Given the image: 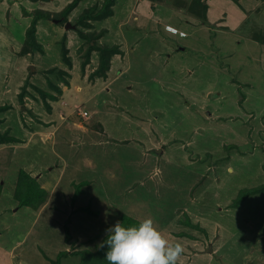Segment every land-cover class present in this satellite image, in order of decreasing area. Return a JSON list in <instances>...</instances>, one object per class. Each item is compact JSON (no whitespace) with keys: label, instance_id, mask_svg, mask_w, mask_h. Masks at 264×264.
<instances>
[{"label":"rangeland","instance_id":"obj_1","mask_svg":"<svg viewBox=\"0 0 264 264\" xmlns=\"http://www.w3.org/2000/svg\"><path fill=\"white\" fill-rule=\"evenodd\" d=\"M111 1L0 0V23L10 31L5 35L0 28L7 40L0 38V133L30 142L32 132H38L27 150L18 139L0 138V241L8 250L20 243L14 255L35 250V259L28 256L34 264H51L64 253L62 264H80L79 253L95 254L109 235L107 229L117 221L123 224V217L139 222L151 218L170 242L183 245L179 264H264V189L234 206L241 192L264 188V53L256 41L264 40V10L250 16L221 46L218 27L236 16L233 10H220L219 3L210 11L205 0H114L109 5ZM145 1L161 13L150 26L137 19ZM71 3L77 7L67 11ZM107 6L111 17L90 20ZM37 9L52 19L38 24L41 50L21 56L32 22L24 10ZM204 10L207 16L214 10L212 18L220 19L209 29ZM172 14L169 34L163 27L160 32V23ZM191 17L202 23L203 31L174 28L176 21L181 26ZM68 23L75 29H66ZM200 32L206 41H199ZM251 35L256 36L248 42L253 49H241L236 37L246 43ZM97 43L118 46L127 55L111 63L107 82L92 78L100 54L89 56ZM181 45L210 48L216 65L198 61L179 50ZM50 80L62 88L69 83L68 95L62 97L69 103L67 111L103 106L100 116L113 148H107L100 162L114 167L117 179L98 182L93 192L91 184L72 183V173L82 168L80 154L68 157L76 155L68 147L73 130L67 123L56 134L46 127L53 116L47 120L50 101L39 91L58 93ZM115 161L119 168L112 165ZM22 170L47 189L37 210L21 206L15 197ZM72 220L71 235L81 244H68ZM1 255L4 264L6 256Z\"/></svg>","mask_w":264,"mask_h":264},{"label":"crops","instance_id":"obj_2","mask_svg":"<svg viewBox=\"0 0 264 264\" xmlns=\"http://www.w3.org/2000/svg\"><path fill=\"white\" fill-rule=\"evenodd\" d=\"M205 1L208 3V5L210 7L209 8L210 11L214 7H216L217 3H219L221 5L220 10H223V12L226 10H233V14H234V16H236L234 21L233 20L229 21V20H227V18H225L224 26L218 27V28H220L218 30V32L221 34L219 37V43L221 46H225L224 39H227L228 43L230 42V38L228 36L232 35V33L235 34L236 31H238L240 28H242L246 24V22L248 21L250 16H254V14L259 13L258 11L264 10V0H205ZM140 6H141L140 7L141 13L137 17V19L139 21V25H147V24L151 25L153 22L156 23L157 20L160 19L159 16L161 15V13L159 11H157L159 9V7L156 8L155 11L153 12L152 11L153 5H151L148 1L141 3ZM213 11L208 14V16H209L208 22L210 25L208 26V28L206 27L207 29H209L211 25L218 23L217 21H220V19L218 17H215L214 19L212 18V15L215 14ZM173 15L174 14H172L169 17L167 22L160 23L161 25L159 27V31L160 30L163 31V29H162V27H163L164 30H166V32H167L168 28L166 29V27L173 26V24H172ZM155 18H157V20ZM222 18H223V16H222ZM171 20H172V22H171ZM176 23L178 24L177 21H176ZM177 24L174 28L180 29L183 27V31H185V29H189V28H194L197 32H199V30L200 31L204 30V29H201L204 27L200 28V25L202 23L199 24V21L195 17L194 18L191 17L189 19H186L182 23L183 26L182 25L180 26L179 24L178 25ZM204 26H206V24H204ZM1 27L4 28V26L0 23V28ZM197 27H199V30L197 29ZM4 30H5V35H8L7 33H9L10 31L6 30L5 28H4ZM149 31L152 32V29H150ZM160 32H158V33H160ZM158 33H154L155 36L159 37L160 35H158ZM255 37L256 36L251 35V37L249 39H246V43H242L241 41H239L240 39L238 37H236V41L238 40L237 42H239V47H241V49L246 47L249 50V49H253V46L248 45V42L251 40H256ZM0 38H1V40L4 39L3 36L2 37L0 36ZM8 38L11 39V41H15L11 38L10 35L8 36ZM181 38L182 37L179 36L180 40H181ZM200 39H201V40H199L200 42L206 41L205 37H202L201 32H200ZM3 41L7 42V40H3ZM256 41H258L260 43V46L262 48V53H264V42H263L264 40L263 41L256 40ZM166 42H167V40H166ZM197 44H199V42ZM181 46L182 47L179 50L184 51L187 54L191 53V55L194 58H196L198 61L200 60V58H203V63L206 62V64L210 65L211 67H214L216 65V62L214 61L213 51L210 48L207 49V48H204V47L198 45L195 47V49L188 50L189 49L188 46H183V45H181ZM199 47H201L202 49H200ZM121 51L123 54L122 55L121 54L116 55L112 61L113 63L115 60H118L119 57L122 58V57L127 56L126 54L124 55V51L122 49H121ZM203 53L206 54L207 56L206 57L203 56L204 55ZM158 54H160V53H158ZM6 55H8V54L6 53ZM167 55H168V57H171V53L168 52ZM109 72L107 73L108 76L106 78H101V79H106V82L109 81L110 80L109 79L110 78ZM130 90H132L131 87H129V91ZM60 91H61L60 93L52 92L53 96H55L56 99L51 100V98H50V100H49L50 106H47V108L50 111V114H49L50 116L47 117V120L50 117H52V116L53 117H52V119L48 120L47 122L45 121L47 124L50 123L46 127H48L47 129H49L50 132H54V134H56L58 132L59 128L62 126V124L67 123L66 126L69 127L68 130H73L72 134L69 135L70 139H68V142H69L68 147L74 149L76 151V155L68 153V157H70V155L78 156V154H80V159L82 161V168L80 169L79 173H75V172L72 173V176H73L72 183L81 182V184L83 183L84 185L85 184H91L90 187H88V189L93 192V187L100 185L98 182H100V181L104 182L105 179L109 180V178L110 179L112 178V180H113V178L117 179V176L114 172V167H112L111 169L104 168V166L100 162V158H102V160L106 159V157H104V156H107V148L108 149L113 148L112 142L109 141L110 138H109V135L107 133V128H105L104 120L101 119L102 116H100L101 112H102L101 109L103 108V106L98 104L97 106H95L96 110L94 109L91 112L88 110H83V111L77 110V113H74L73 109L71 111L68 109V111H67L66 108L67 107L69 108V103L67 101H65L64 99H62V97L65 96V94L68 95V86H65L64 88L60 87ZM101 91H104V89ZM54 103L57 104L56 107H53ZM58 107H60V109ZM62 108H64L65 110ZM83 112L88 113V116L86 118L81 116V114ZM106 113L108 114V112H106ZM111 114H115V112H113ZM108 115H110V114H108ZM113 117H115V116H113ZM93 118H95V119L93 120ZM81 121H83V122H81ZM46 123H45V125H47ZM58 124H60V125H58ZM31 130H33V129H31ZM37 133L38 132L34 131V132H32V135L29 134L30 138H32V140L30 139V142H28V139L26 140V139H22V138H19V139L16 138L19 141L16 143H18L19 145H22L21 146L22 150H27L30 147V145L33 143V141L35 139H37V135H35ZM39 133H41V132H39ZM25 146H28V147H25ZM10 150L11 149H9V151ZM143 152L144 151L142 150L141 153H143ZM73 160L76 161V159H73ZM112 165L118 166V168H119L121 164L119 165V163H117V161H115V162H113ZM70 168L71 167L68 165V170ZM77 168L78 167L76 164V167L74 168V170H77ZM30 175L32 176V174H30ZM103 175H104V177H103ZM34 178H36V177H34ZM118 179H120V176L118 177ZM45 190L47 191V189H45ZM74 199H76V196H74ZM81 210H84V208H77V211H81ZM72 222L74 225L75 220H72L68 223V232L71 236L70 239H68V244L72 241L74 242V244L75 243L81 244L78 239H75L71 235L72 233L70 231V228L72 227L71 226ZM0 239H1V237H0ZM4 246H6V245H4V241H2V242L0 241V255L4 254L6 256L4 264L6 262H8L9 264H34L35 263L28 257L29 253H31V256L35 259L34 254L38 255V253L35 252V250L33 251V253L23 250L21 253L18 252V254L14 255V253H15L14 251L21 249L22 245H20V243L13 245L9 250ZM75 246H77V245H75ZM37 247H39V246H37ZM76 250H79V249H76ZM26 252H28V254H25ZM1 257H2V255L0 256V264L3 263L1 260ZM46 258H48V257H46Z\"/></svg>","mask_w":264,"mask_h":264},{"label":"trees","instance_id":"obj_3","mask_svg":"<svg viewBox=\"0 0 264 264\" xmlns=\"http://www.w3.org/2000/svg\"><path fill=\"white\" fill-rule=\"evenodd\" d=\"M29 1L40 2V3L47 2V0H29ZM111 3L109 5H113L114 0H112ZM71 4L68 6L67 11H71L77 7V3H74L72 5ZM108 6L104 9L102 8L100 10V12H98L96 14H91L90 20H96V22H97V21H102V20H105V19L111 17L113 12H112V9L107 10ZM24 11H25L26 15L28 14L29 17H32V22L26 30L25 39H24L23 45L21 47L20 55L21 56H29L31 54H35L37 51L41 50V48H42L41 45L37 42V31H38L37 27H38L39 22L41 20H50V19H52V16L49 13H46L42 9H37L34 11V13H30L31 11H27V10H24ZM203 20H204V23H207V21H208V16H207L206 10H204ZM99 40H100V38L98 39V41ZM97 46L99 48L92 50V52H90V56H89V59H90L93 55V52H97V55L100 54V56H99L100 64H99L97 71H95V73L92 75V78H94V79L95 78H106L107 73L110 71L111 63H112V60L114 59V57L118 54L122 55L123 53H122L120 47H118V46H114V47H109V46H105V45L99 46L98 43H97ZM71 67H72V65H71ZM51 71H53L54 73L56 72V70H51ZM49 83H50L52 89H54L58 93L61 92L60 87H58V85L54 84L52 80H50ZM29 85H30L29 83H26L24 85V89H23L24 95H25L24 90H26V88L29 87ZM67 85L69 86L68 82H67ZM35 89H36V87H35ZM39 92H40L42 98L44 99V101H47V100L49 101L50 98H51V100L56 99L55 96L51 95L52 93L51 94L47 93L45 90L39 91ZM46 104H47V106H49L48 103H46ZM4 137H8V135L5 134L4 136L3 135L1 136V133H0V138L3 141H5ZM6 139H8V141L9 140L10 141L16 140L13 137H10V138L8 137ZM8 141H6V142H8ZM17 142H19V141L17 140ZM263 189L264 188L253 189L250 191L241 192L239 197H237L235 199L234 206L237 208L240 207L242 202H244L248 197L262 193ZM15 197H16V199L20 200L21 206H25V207L27 206V207H31V208H34L37 210L39 208L40 204L44 203V201L47 197V191L40 186V183L37 181L36 178L32 177L29 173L22 170L20 172V175H19L18 187H17ZM84 210H85V208H84ZM122 222H123V226H125V227L138 226V224L140 223L139 221L132 219V218H129L127 216L122 218ZM70 237L71 236L68 232V239H70ZM107 238H108V236L106 237L104 242L101 245H99V247H98L99 249L97 248L98 250L95 254H93L89 250H85V251L80 252L79 253V255H80L79 258L81 260L80 264H108V261L106 260V253L109 250V247L106 244ZM64 255H65V253L60 254V256H59L60 259L57 258V260H54V262L52 261L51 264H62L63 259H65L63 257Z\"/></svg>","mask_w":264,"mask_h":264},{"label":"clouds","instance_id":"obj_4","mask_svg":"<svg viewBox=\"0 0 264 264\" xmlns=\"http://www.w3.org/2000/svg\"><path fill=\"white\" fill-rule=\"evenodd\" d=\"M107 232L108 264H179L183 259V245L170 242L151 218L129 227L117 221Z\"/></svg>","mask_w":264,"mask_h":264},{"label":"water","instance_id":"obj_5","mask_svg":"<svg viewBox=\"0 0 264 264\" xmlns=\"http://www.w3.org/2000/svg\"><path fill=\"white\" fill-rule=\"evenodd\" d=\"M66 29H75V27L72 26L70 23H68V24L66 25ZM31 69L34 70V67L32 66Z\"/></svg>","mask_w":264,"mask_h":264},{"label":"built area","instance_id":"obj_6","mask_svg":"<svg viewBox=\"0 0 264 264\" xmlns=\"http://www.w3.org/2000/svg\"><path fill=\"white\" fill-rule=\"evenodd\" d=\"M81 116H83L84 118H86V117L88 116V113H87V112H83V113L81 114Z\"/></svg>","mask_w":264,"mask_h":264}]
</instances>
